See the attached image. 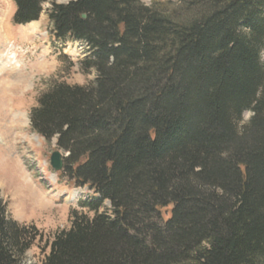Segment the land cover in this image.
Listing matches in <instances>:
<instances>
[{
	"label": "trees",
	"instance_id": "obj_1",
	"mask_svg": "<svg viewBox=\"0 0 264 264\" xmlns=\"http://www.w3.org/2000/svg\"><path fill=\"white\" fill-rule=\"evenodd\" d=\"M48 1L13 0V23ZM47 17L96 78L53 83L29 115L92 195L41 264H264V0H73ZM41 237L0 199V264Z\"/></svg>",
	"mask_w": 264,
	"mask_h": 264
},
{
	"label": "rangeland",
	"instance_id": "obj_2",
	"mask_svg": "<svg viewBox=\"0 0 264 264\" xmlns=\"http://www.w3.org/2000/svg\"><path fill=\"white\" fill-rule=\"evenodd\" d=\"M73 0H49L38 21L13 23V0H0V199L8 215L20 224L34 225L42 237L26 252L22 264H41L54 236L71 226L72 213H92L84 203L92 199L86 188L75 187L50 165L56 149L31 128L29 115L39 96L53 83L87 85L95 70L84 72L81 61L89 51L83 42L56 41L47 11L53 4ZM177 3L179 0H140ZM264 63V54L261 55ZM18 73V74H17ZM245 111L237 123L241 131L252 118ZM61 152V151H60ZM63 155V152H61ZM106 202L102 211L107 209Z\"/></svg>",
	"mask_w": 264,
	"mask_h": 264
},
{
	"label": "water",
	"instance_id": "obj_3",
	"mask_svg": "<svg viewBox=\"0 0 264 264\" xmlns=\"http://www.w3.org/2000/svg\"><path fill=\"white\" fill-rule=\"evenodd\" d=\"M50 165L55 171H60L62 169L63 156L60 151H55L52 153L50 157Z\"/></svg>",
	"mask_w": 264,
	"mask_h": 264
},
{
	"label": "bare ground",
	"instance_id": "obj_4",
	"mask_svg": "<svg viewBox=\"0 0 264 264\" xmlns=\"http://www.w3.org/2000/svg\"><path fill=\"white\" fill-rule=\"evenodd\" d=\"M18 74V73H17Z\"/></svg>",
	"mask_w": 264,
	"mask_h": 264
}]
</instances>
